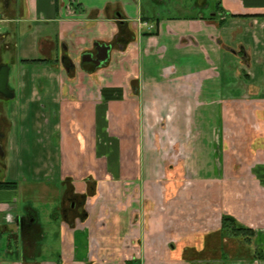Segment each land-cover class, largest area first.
I'll use <instances>...</instances> for the list:
<instances>
[{
	"label": "crops",
	"instance_id": "obj_1",
	"mask_svg": "<svg viewBox=\"0 0 264 264\" xmlns=\"http://www.w3.org/2000/svg\"><path fill=\"white\" fill-rule=\"evenodd\" d=\"M171 3L0 0V264L264 263V0Z\"/></svg>",
	"mask_w": 264,
	"mask_h": 264
},
{
	"label": "rangeland",
	"instance_id": "obj_2",
	"mask_svg": "<svg viewBox=\"0 0 264 264\" xmlns=\"http://www.w3.org/2000/svg\"><path fill=\"white\" fill-rule=\"evenodd\" d=\"M216 1L217 0H208V3H210L211 8L215 7ZM191 2H192V0H172L171 7L174 8V6H175V10H177V12H176L177 14H187V15H189V14H191L190 13L191 11H190L189 7H186V5H188V4L190 5ZM175 4H178L181 7L179 9H177ZM186 8L189 9L190 12L185 13L187 11V10H185ZM184 10H185V12H184ZM16 73H17V71L15 69H12V71H11V86L12 87L14 86V82H13L12 79H13V77L17 76ZM235 143L237 144L238 142L235 140ZM241 146L243 148V146H245V145L241 144ZM223 170H224V168H223ZM232 174L233 175H239L241 177L240 180H243V177H245V178H247V182H250V178H251L250 175L251 174H249V173H247V175H246V174H242L241 172H233ZM78 175H80V174H78ZM3 177H4V168L1 166L0 167V181L3 180ZM76 185L79 186V187H82V185L83 186L86 185V181L81 180V178H78V180H76ZM41 187H42V185L32 186V187L29 188L28 192H26L25 188L22 189V191H21V196H22L21 200L25 201L28 197L33 198L34 201H35V205L37 206V208H39L41 210V214L44 216L43 223L46 224L47 220H50L49 217L47 216V214L52 211V209L54 208L55 204H57L60 200L57 199L58 198V193H56V191L55 192L51 191L52 193H48V191L44 192V191H42ZM250 191L253 192L252 188H250ZM211 192H213V191L211 190ZM218 195L219 194L217 193V190L214 191V193H213L214 198L218 197ZM218 198H220V197H218ZM224 203L225 202L220 198V208H218V210L219 209L220 210H224ZM202 206H203V210L202 211L204 213H206V214L210 213L211 214L210 218L213 219V218H215V215L216 216L218 215V211H214L213 208H211V205H208L209 208H207L205 206V203L203 205H200V204H197V203L194 204V203L190 202V200L188 202L186 201V203L184 201V202H182V204L177 205V209L175 211L177 213L182 214V215H189L190 213H192V215H193L195 213L196 214L197 213H201V209L202 208H200V207H202ZM225 207H226V204H225Z\"/></svg>",
	"mask_w": 264,
	"mask_h": 264
},
{
	"label": "trees",
	"instance_id": "obj_3",
	"mask_svg": "<svg viewBox=\"0 0 264 264\" xmlns=\"http://www.w3.org/2000/svg\"><path fill=\"white\" fill-rule=\"evenodd\" d=\"M15 186L16 184L13 182L0 181V188ZM221 231L223 236L225 237H242L246 243H251L255 235V232L252 228L239 223L236 218L232 215L223 216Z\"/></svg>",
	"mask_w": 264,
	"mask_h": 264
},
{
	"label": "water",
	"instance_id": "obj_4",
	"mask_svg": "<svg viewBox=\"0 0 264 264\" xmlns=\"http://www.w3.org/2000/svg\"><path fill=\"white\" fill-rule=\"evenodd\" d=\"M9 72L7 65L0 66V93L6 98H14V92L9 88Z\"/></svg>",
	"mask_w": 264,
	"mask_h": 264
},
{
	"label": "flooded vegetation",
	"instance_id": "obj_5",
	"mask_svg": "<svg viewBox=\"0 0 264 264\" xmlns=\"http://www.w3.org/2000/svg\"><path fill=\"white\" fill-rule=\"evenodd\" d=\"M147 25H148L149 29H155L156 24H155V22H153V24L147 23ZM0 96H3V95L0 93ZM6 126H7V119L5 118V116L0 111V140H2V138L4 137ZM3 154H4V149H3L2 145L0 144V161L2 159Z\"/></svg>",
	"mask_w": 264,
	"mask_h": 264
}]
</instances>
